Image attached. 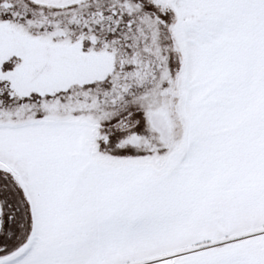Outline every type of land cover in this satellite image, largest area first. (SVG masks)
Instances as JSON below:
<instances>
[{"label": "crops", "instance_id": "obj_1", "mask_svg": "<svg viewBox=\"0 0 264 264\" xmlns=\"http://www.w3.org/2000/svg\"><path fill=\"white\" fill-rule=\"evenodd\" d=\"M170 6L183 56L180 114L188 123L186 144L171 153L187 151L174 165L166 157L170 166L160 171L128 163L71 175L87 197L68 203L93 213L92 239L87 222H70L84 233L83 243H71L80 259L93 244L98 264H264V238L247 240L264 228V0ZM33 189L44 209L47 197L61 202ZM242 240L247 249L217 251L219 243Z\"/></svg>", "mask_w": 264, "mask_h": 264}, {"label": "flooded vegetation", "instance_id": "obj_2", "mask_svg": "<svg viewBox=\"0 0 264 264\" xmlns=\"http://www.w3.org/2000/svg\"><path fill=\"white\" fill-rule=\"evenodd\" d=\"M170 11L167 0H83L62 10L46 0H0V128L17 129L70 115L103 116V121L122 119L116 126L103 121L90 126L95 137L91 147H96L97 142H114L117 152L132 148V156L158 155L149 147L161 148L158 142L168 144L174 137L161 140L155 136L149 122L144 124L142 108L158 104L162 108L158 116L163 115L166 122L172 117V125L176 118L178 140L182 130L177 109L181 104L183 56L177 36L168 28ZM57 47H76L79 53L96 59L85 74L86 83L60 92L45 87L29 92V88L18 86L16 92L11 79L23 82L28 76L30 81L33 73L39 80L40 68L48 67L45 62L51 64V49ZM43 57L48 59L43 62ZM35 63L40 64L36 74L32 68ZM131 115L140 121L138 132L136 125L130 128L127 116ZM83 120L77 121L84 125ZM19 121L28 122L14 124ZM101 128H109L115 140L102 134ZM121 128L123 135L118 132ZM139 138L144 141L142 145ZM3 177L2 172L0 178ZM1 191L0 187L1 210L6 213L5 194ZM19 209L16 205L17 212ZM14 213L11 220L17 216Z\"/></svg>", "mask_w": 264, "mask_h": 264}, {"label": "rangeland", "instance_id": "obj_3", "mask_svg": "<svg viewBox=\"0 0 264 264\" xmlns=\"http://www.w3.org/2000/svg\"><path fill=\"white\" fill-rule=\"evenodd\" d=\"M46 1L54 4L56 9L62 10L76 6L77 3L83 0ZM173 1L175 0H171L170 2L172 3ZM175 22L174 12L170 11L168 13V28H172L171 33L175 34L178 38V24L176 23L174 25ZM172 24L174 27H172ZM183 70L184 68L182 69V82ZM181 92L183 93V90ZM181 106L179 110L177 109L178 122L180 127L182 126L179 140L177 139L176 118L172 125L170 121L172 117L169 118V122H166L168 120L167 118H164L163 115L158 116L159 113H162V108H159L158 104H154L152 107L145 106L142 108V116L143 120H145L144 124L149 122V125L154 128L152 133L155 136H159L161 140H164L165 136L169 139L174 137L176 146L181 145L183 141L186 144L187 132L184 134L183 130L186 129L188 123L183 115L180 114ZM134 115L127 116V120L131 124L130 128L136 125L135 132H138L140 130V121ZM91 117L70 115L67 117H59L61 120H57L58 118L54 117L51 120L49 119V121H52L49 123L57 125L56 127L40 122L30 126H21V128L17 129L10 127L0 128V172H3L10 186H6L4 189L6 192L9 189V193H7L12 196L10 197L8 195L9 197H7L6 193L4 196L5 211L7 212L2 213L3 221L0 231V248H4L0 252V264H98L95 258L94 248L92 247L93 244H85L87 246L88 256L80 259L79 255L75 253L77 246L71 243L73 240L75 243L76 240L83 243L82 236L84 233L82 232L83 235L81 236L77 228L68 227L67 225L70 222H72L71 224L82 220L83 222H87L89 239H92L93 236L90 230L92 229L93 213L91 209H88L86 212L80 207H73L71 206L72 204L68 203L67 199L74 203L77 194H85V197H87V188L82 187V181L73 180L70 176H77L80 172H88L91 175L92 171L97 169H95L97 165L109 166L111 163L147 164L154 161L158 156L163 158L167 157L168 163L174 165L183 159L184 152L186 153L187 151L185 147L182 154L181 147L179 153H176V151L171 153L172 151H170L171 149L169 147L173 143L166 144L161 141L158 142L161 148L157 146L149 147V151L159 152L158 155L152 153L147 158L140 156L144 154L137 155V153L135 156H132L134 154L132 148L122 149V151L117 152L114 142H110L107 145L97 142L96 147L92 148L91 140H94L95 137H92L89 127L100 125V122L103 121V116ZM78 119H84L85 124L83 125L78 122ZM121 121L122 119H118L116 122L113 118H106L103 123L116 126V123L120 124ZM60 123L73 124V129H78V134L72 129H66L64 125L61 126ZM118 132H121V135H123L125 131L121 128L118 129ZM101 133L108 134L112 141L115 140L113 132L109 131V128H101ZM81 137L84 140H81ZM82 143L83 145L81 146ZM143 143L144 141L140 139V144L142 145ZM87 159L89 160L90 166L86 170ZM167 166L170 165L167 164ZM5 173L8 174L6 175ZM34 187L42 193H46L49 197L61 196V202L50 200L47 197L48 204L47 208L44 209L43 205L40 206L33 202ZM14 197L17 199V202ZM17 204L20 208L18 212L22 216L19 218L18 216H12L11 220L10 216L15 212ZM18 212L16 210V215H18ZM13 224H15L16 228L19 225L21 227L15 230ZM12 230L15 232L13 239L7 237ZM250 234L247 240L250 243L248 244L252 245L257 239L264 238V228L261 227L259 230ZM34 236L38 239L36 243L33 240ZM38 237L42 238L40 239ZM246 242L242 240L236 241L234 244L227 243L228 245L226 243H219L216 247L218 248L217 251H227L235 247L239 248L242 245H245L247 249L246 245L248 246V244ZM85 245L83 248H85ZM141 264L168 263L151 261L150 263L142 262Z\"/></svg>", "mask_w": 264, "mask_h": 264}, {"label": "water", "instance_id": "obj_4", "mask_svg": "<svg viewBox=\"0 0 264 264\" xmlns=\"http://www.w3.org/2000/svg\"><path fill=\"white\" fill-rule=\"evenodd\" d=\"M78 51L79 50L76 49V47H70L66 49L57 47V49H51L53 61L51 62V64H49V61L45 62V64L48 66L47 68H45V66L42 64L45 61V58L48 59V57L42 58L43 62L41 63L42 67L40 68L39 73L41 76L40 79L36 80L33 77V73L30 74V81L28 79V76L24 78L23 82H20L16 79H11L12 88L17 92L19 88L18 86H23L25 87V89L29 88V92H31L33 90H42L45 87V89L47 90L60 92L65 91L74 84L86 83V79L84 78L85 74L89 71L90 66H92L96 62V59L91 58L88 53L81 54ZM1 52L2 48H0V53ZM32 52L34 51L32 50ZM1 64L2 63L0 61V69ZM39 65L40 64L36 65V63L32 64V68L35 74L39 70V68L35 70ZM49 69H51V74H48ZM49 79H51L52 81L48 82ZM2 221V210L0 204V231L2 227Z\"/></svg>", "mask_w": 264, "mask_h": 264}, {"label": "trees", "instance_id": "obj_5", "mask_svg": "<svg viewBox=\"0 0 264 264\" xmlns=\"http://www.w3.org/2000/svg\"><path fill=\"white\" fill-rule=\"evenodd\" d=\"M28 121H19V122H15L14 124L15 125H22V124H24V123H27ZM173 143V144H172ZM169 144H172L169 148L171 149L170 151H172V149H174L173 148V145L175 144L174 143V141H172V142H170ZM175 146V145H174ZM166 158H163V157H161V156H158V157H156V159L154 160V161H152L151 163H147V164H140V165H143V166H150V167H154V168H157L159 171L160 170H163V169H165V167H166V165H167V163H166V160H165ZM123 165H125V164H117V163H111V164H109V166H123ZM0 173H2V172H0ZM8 173H6V175H7ZM5 176V175H4ZM3 186V187H2ZM10 187L9 186V184L7 183V180L5 179V177H3V178H0V187H1V189H2V191L1 192H3L4 194L6 193L7 194V197H9L10 195L8 194L9 192V189H8V193L5 191V189H4V187ZM11 190V189H10ZM9 195V196H8ZM10 197H12V196H10ZM15 198V197H14ZM14 198H12L13 200H14ZM16 199V198H15ZM16 202H17V199H16ZM18 204H19V202H18ZM17 204V205H18ZM8 208V207H7ZM18 216V218L19 217H21L22 215L21 214H18L17 215ZM17 218V219H18ZM19 222V221H18ZM13 227H14V229L16 230V229H19L21 226L19 225V226H17V228L15 227V224H13ZM15 232L12 230L11 232H9V235L7 236V237H10V238H14V236H15V234H14ZM9 241H10V239H9ZM10 254V253H9ZM8 254V255H9ZM12 254V253H11Z\"/></svg>", "mask_w": 264, "mask_h": 264}]
</instances>
